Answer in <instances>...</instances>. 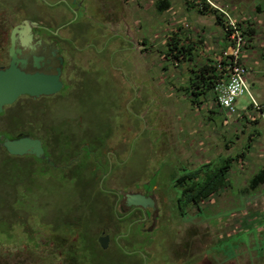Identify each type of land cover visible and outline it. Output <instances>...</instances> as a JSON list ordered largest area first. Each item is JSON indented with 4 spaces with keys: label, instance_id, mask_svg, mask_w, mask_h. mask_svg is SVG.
Instances as JSON below:
<instances>
[{
    "label": "rangeland",
    "instance_id": "obj_1",
    "mask_svg": "<svg viewBox=\"0 0 264 264\" xmlns=\"http://www.w3.org/2000/svg\"><path fill=\"white\" fill-rule=\"evenodd\" d=\"M110 1L106 0L102 5L110 8L113 6ZM158 1L161 0H127L123 4L126 14L136 12L132 20L138 23L135 26L139 31L135 33L140 40L141 53L137 49V54L133 53L124 45L109 46L108 66L97 64L98 73L94 77L89 74L87 77L86 73L74 77L77 84L83 83L80 92L73 91L48 104L31 106L18 128H27L34 134L55 133L60 127L61 130H75L79 115L73 112L69 115L67 107L69 102L82 104L87 89L94 82L83 116L91 122L92 129L99 132L102 125L109 123L106 126L109 136L121 137V144H110L109 151L114 149L121 153L123 149L127 150L128 165L134 170L124 168L120 171V180L114 186L138 182L144 177L141 170L166 163L156 177L159 178L157 183L164 186L159 190L161 197H166L165 219L177 232L176 243L170 244L171 248L183 244L188 235L190 239V234H197L199 237L195 240L203 245L196 259H202L203 264H264V184L254 188L249 186V180L264 164V0H205L212 8L226 12L238 26H249L253 30L241 50V63L248 70L250 95L244 92L236 99V115L251 105L250 96L258 107L249 113L250 121L244 122L236 115L228 116L219 110L213 99L194 107L188 102L187 94L182 93V85H187L194 63L218 62L229 48V44H223L226 40L222 27L215 22V15L197 12L202 0H167L169 7L161 11L157 8ZM86 25L97 27L98 23L87 20ZM174 34L180 37L183 45H192L194 63L166 54V44ZM134 59H139L138 76L133 70ZM81 66L87 69L88 61H82ZM112 69L121 71V80L114 76ZM127 91H131L130 101L126 108L118 110L115 104ZM57 102L61 103L55 105ZM214 107L216 113L211 114ZM139 113L144 117H139ZM39 121L44 124V131L38 129ZM241 152L245 156L232 164L225 188L197 206L185 207L186 216L182 218L175 202L177 194L170 186L172 177L196 170L201 164L218 163L219 156L235 157ZM27 167L24 178L27 189L25 186L13 188L8 197L14 199L21 191L28 190L34 197L42 196L37 194L36 167L31 163ZM46 190H50L46 196H50L61 210L75 204L78 198L89 197L82 190L68 187L60 188L59 192ZM87 212L95 218L96 211ZM50 213L46 212V215ZM21 216L22 212L18 218ZM92 223L93 220H88L84 227ZM83 234H87L86 230ZM164 247L165 243L158 241L152 248L161 252ZM157 257L159 261L166 260L163 256Z\"/></svg>",
    "mask_w": 264,
    "mask_h": 264
},
{
    "label": "flooded vegetation",
    "instance_id": "obj_2",
    "mask_svg": "<svg viewBox=\"0 0 264 264\" xmlns=\"http://www.w3.org/2000/svg\"><path fill=\"white\" fill-rule=\"evenodd\" d=\"M126 1L111 0L113 6L110 8L102 5L106 0L0 2V68L8 67L10 51L21 47L28 60L29 72L55 74L58 68L62 82L57 94L36 100L20 96L0 113V264H203L202 259H196L203 245L195 240L199 235L190 234L194 242L188 235L183 244L171 248L170 244L176 243L177 232L165 219L166 197H161L159 190L164 186L157 183L159 178L156 177L166 163L141 170L144 177L138 182L118 188L114 186L120 180V171L124 168L131 172L134 170L128 165L130 156L127 150L123 149L121 153L114 149L109 151L110 144H121V137L115 139L109 136L110 132L106 129L109 123L102 125L99 132L92 129L91 122L83 116L94 82L87 89L82 104L69 102L70 108L62 102L68 105L66 112L69 115L72 112L79 115L74 124L75 130H61L60 127L55 133L45 131L34 134L27 128H18L31 106L48 104L73 91L80 92L83 83L77 84L74 77L82 73L94 77L98 73L97 64H108L109 46L124 45L133 53L137 54L136 49L140 52V40L135 33L139 29L132 20L136 12L132 15L124 12ZM87 20L97 22V27L87 26ZM26 23L30 28L31 43L27 46L17 41L13 45L12 29ZM137 60L134 59L133 70L138 76ZM82 61H88L92 68L87 70L82 67ZM112 70L114 76L121 80V71ZM130 95L131 91H127L122 100L117 99L115 105L118 110L126 108ZM58 103L61 102L55 105ZM138 116L144 117L141 113ZM43 125L39 121L37 127L40 131L45 130ZM23 136L41 142L42 157L11 155L1 146L5 139L14 140ZM29 163L36 167L34 172L39 181L37 194L42 196L34 197V193L28 190L21 191L14 199L8 197L13 188L25 186L27 189L24 178ZM138 168L136 166L135 169L141 173ZM191 172L174 175L170 180V186L177 194L175 202L182 218L186 216L185 207L197 205L189 203L183 206L187 197L176 181L180 177L186 179ZM66 187L82 190L89 197L78 198L75 204L61 210L60 206L54 205L55 201L50 200V196H46L50 191L46 189L59 192L60 188ZM133 193L151 197L154 208L127 205L125 195ZM92 209L96 211L95 218L87 212ZM15 211L22 212V216L18 218L19 213ZM46 212L51 213L46 215ZM88 220H93V223L85 228L84 223ZM158 241L165 243L161 252L152 248ZM159 255L166 260L159 261Z\"/></svg>",
    "mask_w": 264,
    "mask_h": 264
},
{
    "label": "trees",
    "instance_id": "obj_3",
    "mask_svg": "<svg viewBox=\"0 0 264 264\" xmlns=\"http://www.w3.org/2000/svg\"><path fill=\"white\" fill-rule=\"evenodd\" d=\"M201 3V6L196 9L197 12L200 14L208 12L215 15V22L220 27H223V15L219 12V10L209 6L205 0H202ZM168 7L169 2L167 0H161L157 2V8L159 11ZM242 33L244 37L246 36V39L248 35L253 33V30L247 26ZM223 36L224 40H226V35H224V33ZM166 45L168 47L166 53L170 54L173 58H183L194 63V61H192L194 59L192 54V45H183L178 35L174 34V36L169 39V42ZM223 65H225L224 60H219L218 62L214 63L206 60L205 63H198L197 65L194 63V67L191 68V74L187 85H182L183 92L187 94V100L192 106H201L200 104H202V102H207L209 99H213L214 101L212 88L214 82L220 80L223 77L222 71H220L218 68L222 67ZM253 108L255 107L251 104L248 108L242 110L240 114L236 115V113L234 115H236L237 118H240L242 122L248 120L250 121L251 118L249 116V111ZM213 111H210L211 114L216 113V110ZM244 156V152H241L240 155L237 154L235 157L219 156L220 161L218 163L210 162L208 164H203L190 174H187L188 177L186 179L184 178L183 180L180 177L176 181V184L181 187L184 195L187 197L183 203V206L189 203L198 205L199 203L205 202L210 197L218 194L220 190H223L226 186V176L230 171L232 164L237 161L239 157L241 159ZM259 184H264V164L262 168L251 178V180H249V186L251 188H254Z\"/></svg>",
    "mask_w": 264,
    "mask_h": 264
},
{
    "label": "water",
    "instance_id": "obj_4",
    "mask_svg": "<svg viewBox=\"0 0 264 264\" xmlns=\"http://www.w3.org/2000/svg\"><path fill=\"white\" fill-rule=\"evenodd\" d=\"M29 30L27 23L24 26L14 27L11 33L12 44L19 41L20 44L28 46L31 43ZM10 55L11 60L8 67L0 68V113L5 106L12 105L20 96H28L36 100L40 97H51L61 90L60 69L57 68L55 74L29 72L28 60L22 54L21 47L11 50ZM34 66L37 67V64ZM1 146L11 155H30L36 158L43 156L41 142L28 136L14 140L5 139ZM125 198L127 205L154 208V201L151 197L133 193L125 195Z\"/></svg>",
    "mask_w": 264,
    "mask_h": 264
},
{
    "label": "built area",
    "instance_id": "obj_5",
    "mask_svg": "<svg viewBox=\"0 0 264 264\" xmlns=\"http://www.w3.org/2000/svg\"><path fill=\"white\" fill-rule=\"evenodd\" d=\"M224 17V26L222 27L226 42L229 48L221 55L220 60L225 61V65L218 67L222 71V78L213 84L212 94L216 105L223 109L228 115L237 113L235 107L236 99L244 92L249 94L247 83V68L241 63V50L245 44L243 30L245 26L237 25L232 21L229 15L219 10ZM250 95V94H249ZM251 97L252 105L258 107L255 100Z\"/></svg>",
    "mask_w": 264,
    "mask_h": 264
},
{
    "label": "crops",
    "instance_id": "obj_6",
    "mask_svg": "<svg viewBox=\"0 0 264 264\" xmlns=\"http://www.w3.org/2000/svg\"><path fill=\"white\" fill-rule=\"evenodd\" d=\"M223 44H227V42L226 43H223ZM225 47H226V45H225ZM254 84H252V86H253ZM218 108V107H217ZM216 109V107H214L213 108V110H215ZM219 110H221L222 112H224L225 113V111L223 110V109H221V108H218ZM212 110V109H211ZM212 110V111H213ZM249 111V110H248ZM214 112V111H213ZM251 112H253V110L251 109L250 111H249V113H251ZM229 116V115H228Z\"/></svg>",
    "mask_w": 264,
    "mask_h": 264
}]
</instances>
